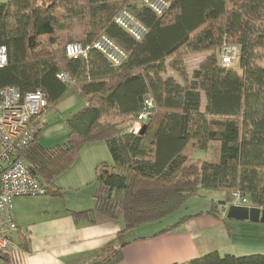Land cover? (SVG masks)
Here are the masks:
<instances>
[{"label": "trees", "instance_id": "trees-1", "mask_svg": "<svg viewBox=\"0 0 264 264\" xmlns=\"http://www.w3.org/2000/svg\"><path fill=\"white\" fill-rule=\"evenodd\" d=\"M165 1L169 8L161 16L136 0L0 2V46L8 52L7 65L0 68V92L6 87L23 95L40 91L53 105L73 90L88 104L66 120L65 143L45 149L35 141L26 152L25 162L47 195H61L53 183L86 144L105 141L109 147L113 164L96 172V207L73 212L76 221L94 223L101 215L123 219L131 231L174 215L200 190L226 192L230 199L238 192L248 206L264 210V65L259 54L264 0ZM124 10L145 26L142 40L115 23ZM72 19L79 23V39L63 24ZM101 36L126 53L121 65L94 49L87 58L66 55L68 44L92 45ZM225 42L240 49L238 71L221 63ZM189 54L206 55L192 73L186 66ZM169 67L179 81L164 77ZM62 73L69 83L58 78ZM149 98L153 111L137 132L135 120ZM212 144L219 148L218 162L192 158ZM216 203L206 214L227 221ZM25 249L22 240L19 252ZM122 259L123 247L100 264ZM0 261L16 264L12 256L0 254ZM189 264H264V254L214 251Z\"/></svg>", "mask_w": 264, "mask_h": 264}, {"label": "crops", "instance_id": "crops-1", "mask_svg": "<svg viewBox=\"0 0 264 264\" xmlns=\"http://www.w3.org/2000/svg\"><path fill=\"white\" fill-rule=\"evenodd\" d=\"M205 56L195 54L191 70L197 69ZM164 77L179 81L170 67ZM202 103L204 107V97ZM87 105L73 90L49 105L36 144L52 149L65 143L69 136L66 120ZM105 163L113 164L107 143H88L74 164L54 181L61 195H46L34 203L15 199L13 217L19 229L15 240L19 246L22 240L26 245L13 257L16 264H100L121 247L123 259L117 264H189L214 251L237 257L264 254V224L217 220L206 214L208 211L175 230L138 236L135 229L125 230L123 219L96 215L94 223L86 218L76 221L73 212L95 209L99 191L96 172Z\"/></svg>", "mask_w": 264, "mask_h": 264}, {"label": "built area", "instance_id": "built-area-1", "mask_svg": "<svg viewBox=\"0 0 264 264\" xmlns=\"http://www.w3.org/2000/svg\"><path fill=\"white\" fill-rule=\"evenodd\" d=\"M161 16L169 8L165 0H136ZM115 23L127 31L135 40H142L147 30L129 11H121ZM97 50L116 66L126 59V53L106 36H101L92 45L70 43L65 52L69 58H87L92 50ZM240 49L237 45L223 44L221 63L225 67L234 66L239 61ZM8 52L0 46V68L7 65ZM58 78L70 82L66 74ZM153 100L146 99L144 110L135 120L139 132L153 111ZM49 108L45 95L40 92L23 95L17 88L6 87L0 92V254L14 257L19 251L15 237L18 226L13 217V202L16 198L40 197L47 195V188L33 174L25 162L26 152L37 140L45 126ZM236 205L248 206L249 201L238 192H233ZM229 205V204H228ZM231 206V205H230ZM229 207V206H228Z\"/></svg>", "mask_w": 264, "mask_h": 264}, {"label": "rangeland", "instance_id": "rangeland-1", "mask_svg": "<svg viewBox=\"0 0 264 264\" xmlns=\"http://www.w3.org/2000/svg\"><path fill=\"white\" fill-rule=\"evenodd\" d=\"M63 24L67 27H69L71 31V35L76 36L78 39L80 37L81 29L79 26V23L72 19L69 21H64ZM259 54L262 57V60L260 63L264 65V49L260 50ZM195 54H189L186 59V66L190 70L189 73H192V66L196 64L195 62ZM235 70H239L240 67L235 65L234 66ZM193 151V150H192ZM192 158L196 161H202V162H212L216 163L218 162L219 158V148L217 144H212L207 151L203 150H197L192 154ZM229 193L226 192H210V191H203L200 190L199 194L195 197L190 198L185 206L177 213H175L172 216H169L162 220L161 222L157 223H152V224H145L142 225V228H135L134 234L136 236L138 235H145V234H152L161 230H165L171 227H177L180 226L181 224L178 225V223H181L182 220H184L187 217L195 216L199 213H205L209 210L212 209L213 203L218 202L217 204V209L222 211L223 213L226 214V210L224 209L225 207L220 204V202H225L229 201V205L226 204V208L230 205H236V199L234 197H231L230 199ZM47 196H40V197H26V198H20L21 200H26L27 203H34L36 201H39L41 199H45ZM79 197H84V194L79 196ZM78 197V198H79ZM19 199V198H18ZM15 202V200H14ZM226 203V202H225ZM14 205V204H13Z\"/></svg>", "mask_w": 264, "mask_h": 264}, {"label": "water", "instance_id": "water-1", "mask_svg": "<svg viewBox=\"0 0 264 264\" xmlns=\"http://www.w3.org/2000/svg\"><path fill=\"white\" fill-rule=\"evenodd\" d=\"M226 210V218L230 221L264 224V210L256 207L231 205L226 208L225 202H220Z\"/></svg>", "mask_w": 264, "mask_h": 264}]
</instances>
